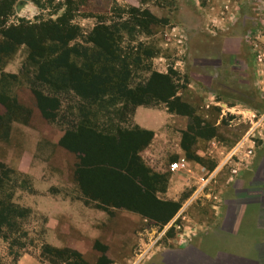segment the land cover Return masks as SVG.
Returning a JSON list of instances; mask_svg holds the SVG:
<instances>
[{
    "label": "rangeland",
    "instance_id": "374dc122",
    "mask_svg": "<svg viewBox=\"0 0 264 264\" xmlns=\"http://www.w3.org/2000/svg\"><path fill=\"white\" fill-rule=\"evenodd\" d=\"M63 15L69 18L65 31L74 38L63 43L46 41L44 59L32 60L31 48L13 41L25 31L33 36L41 28L38 24L56 22ZM39 64L51 74V80L58 81L60 89L35 78ZM92 74L97 82L88 86ZM87 87L91 88L85 92ZM33 89L57 100L51 122L59 130L77 133L80 126H88L108 135L124 132L116 127L122 118L120 107L134 102L135 106L160 107L183 116L182 126L187 122L189 126L181 136L187 157L192 156L194 135L214 137L205 149L217 156L218 163H205L210 179L199 186L206 193L193 195L200 181L191 182L193 191L184 200L193 195L185 213L191 208L192 217L206 220L209 231L217 230L220 225L214 220L223 211H211L207 204L221 206L224 190L234 183L230 178L239 173L231 169L229 175L226 160L235 150L227 154L230 146L222 142L243 137L253 142L246 166L250 159L254 164L258 155L264 156V0H0V104L4 100L9 110L17 112L13 106L18 100L29 109L36 104ZM173 132L175 135L156 139L149 152H144L142 168L153 175L168 174L167 167L176 158L174 148L178 149L179 135ZM0 166V264H17L23 254L52 264L43 247L46 217L19 204L31 192L29 181ZM188 169L190 172H176L193 174L192 167ZM144 183L157 191L167 181L164 177ZM221 187L223 195L217 190ZM163 211L172 214L174 207L166 204L149 210L152 214ZM169 222L151 228L159 233L164 229L159 241L154 240L141 253L137 245L134 258L126 264H150L148 250L153 246V250L157 245L178 248L179 242H174L177 227ZM204 229L202 225L198 236L206 234ZM97 244L100 255L112 262L107 246ZM53 262L81 264L71 254L54 257ZM166 262L175 264L173 258Z\"/></svg>",
    "mask_w": 264,
    "mask_h": 264
},
{
    "label": "crops",
    "instance_id": "0c3cea01",
    "mask_svg": "<svg viewBox=\"0 0 264 264\" xmlns=\"http://www.w3.org/2000/svg\"><path fill=\"white\" fill-rule=\"evenodd\" d=\"M33 104L28 106L30 115L26 121L12 119L8 122L4 120L7 111L0 104V165L29 181L31 192L19 204L46 217L43 243L54 249L74 250L90 264L96 263L101 256L95 243L107 246L113 259L110 264H126L128 259L134 258L136 251L145 252V248L154 240L155 243L164 231L159 233L151 229L164 226L163 218L161 214L159 218H151L137 210L139 206L134 201L139 197H135V190L140 193L142 187L132 176L123 170L121 177L111 175L108 169L118 167L123 162L122 156L110 154L101 160L88 158L87 164L82 165L79 157L85 155L64 143L63 137L68 129L56 128L42 115L37 104ZM120 114V125L116 127L127 132L137 130L151 134L148 146L138 152L141 158H144V152H149L156 139L169 133L175 135L172 131L176 130L179 136L175 145L178 149L174 148L176 158L173 161L184 159L193 170V174H186L167 169L168 174L160 175L166 177L164 189L151 191L152 204L163 206L167 202L174 205V212L168 221L177 227L174 242H179V247L166 249L157 245L153 250V246L148 250L149 257H152L150 264H166V258H173L175 264H203L204 259L206 264H264V156L258 155L254 164L251 159L247 166V163L244 164L253 142L245 137L238 138L236 142L234 140V143L222 142L230 146L227 154L235 150L226 160L229 162V175L231 169L239 173L230 178L234 182L231 187L217 189L221 195L224 190L225 198L221 206L217 202L207 204L211 206V211L212 208L223 211L220 219L214 220L220 227L209 231L206 220L201 222L198 217H192L194 212L191 208L185 213V206L191 196L206 193L200 190L198 177L208 171L205 163L211 166L218 163L217 156L205 149L214 137L194 135L190 149L192 156L187 157L181 145V136L189 126L188 122L186 127L182 126L183 116L173 115L164 108L135 106L133 103L122 105ZM191 182H198L194 193L190 192ZM191 193L193 195L189 200H184L185 195ZM214 193L218 194L216 190ZM105 194L110 198L116 195L115 201L120 205L102 202L99 197ZM202 225L206 234L201 237L198 233ZM192 230H195V235H191ZM136 246L138 250H135ZM17 264L49 263L23 254Z\"/></svg>",
    "mask_w": 264,
    "mask_h": 264
},
{
    "label": "trees",
    "instance_id": "16d2710c",
    "mask_svg": "<svg viewBox=\"0 0 264 264\" xmlns=\"http://www.w3.org/2000/svg\"><path fill=\"white\" fill-rule=\"evenodd\" d=\"M66 16L67 15H63L60 18H58L56 22H50V24H47L46 22L40 23L38 25H40L41 28H39V30H35L33 36H30L31 34L30 31L28 32L25 31L21 34V38L19 40L17 41L13 40V41L18 42V44L24 43L28 45V47L31 48L30 58L32 60L44 59L46 41L63 43L67 39L71 40L74 38L73 34H71L68 31H65V27L68 24L67 22L69 20V18H67ZM34 27L36 28L35 25ZM14 37L15 36H13L12 39H14ZM42 66H43L42 64H39V73L35 75L36 76L35 78L40 82L42 81L46 83L47 85L49 84L57 89H60V85L57 83L58 81L51 80L52 78V76H50L51 74H48V73L46 74V69L41 68ZM66 69L69 70L70 72V67L67 66ZM40 74H46V75H40ZM70 74H69L70 79L74 81V88L78 90L77 86H75V79H73V77ZM39 75L40 77H38ZM66 81H69V80L66 79ZM61 82L64 84L65 81L64 82L61 81ZM86 82L88 86H92L96 84L97 78L93 77V74H92V76H89ZM89 88L91 87H87L85 89V92ZM33 94L35 96L36 104L38 108L41 110L42 115L46 119L52 121L56 117L55 110L58 108L57 100L53 97L42 94V92L39 90L33 89ZM3 101H2V104L4 105ZM132 103L134 104V102ZM13 104H16V102L14 101ZM135 104H136V101H135ZM4 107L7 109L6 110L7 113L5 114L7 121H10L12 119L19 120V121H26L30 115V110L22 106L21 104L18 105V102H17L16 107L13 106V108H17V112L15 109L9 110V106L4 105ZM12 111L13 113H10ZM16 113H17V117H14ZM1 121H2V118L0 117V122ZM80 127L81 128L79 129V131H77V133H75L76 131H72V130L66 131L63 139L65 140L64 143L65 144L67 143L72 150H74L75 152H79L82 155H85V156L79 157L82 165L87 164L86 161L88 160V158H91L92 160L93 157H96L101 160V159H105L110 154L111 155L114 154V157L121 155L123 162L120 165H117L118 167H115L114 169H108L109 171H111V175L121 177L122 176L121 170H123L126 172V174H129L130 177L132 176L135 182H139L142 187L141 192L138 193V189L135 190V197H139V198L134 201V204L136 206H139L137 210L141 212L142 214L151 216V218L153 217L159 218L158 215L161 214V218H163L161 221H163V223L165 224L170 219L173 213L168 214L163 211V213L158 212V213L152 214L149 212V210L153 212V210H155V208H157L158 205L152 204L151 191H153V189H151V187H149L148 184L144 183L147 179L148 180L150 179V182H151L152 179H161L164 177L160 175L149 174L150 171H148L145 167L144 168L141 167V158L138 155V152L140 151V147L145 146L149 143L151 139V134L148 132H140V131L134 130L130 132L118 131L115 135H108V134L96 131L93 128L88 127V126H85V127L80 126ZM68 136L72 137L71 140L67 139ZM143 136H146L144 140L142 139ZM104 165H106V163H104ZM106 169L107 168H105V170ZM148 193H150L149 197H148ZM99 198L101 199L102 202L120 205L118 202L115 201V199L117 198L116 195H113L110 198V195L105 194V195H101ZM166 204L172 205L170 203L165 202L163 206H165ZM159 207H161L162 209V206H158V208ZM94 246L95 248L99 247L97 243H95ZM43 247L45 248V253L49 256L48 260L52 264H54L53 262L54 257L62 256L64 254L73 255L75 258H78L81 264H90L86 260H84L78 252L74 250L54 249L47 245H44ZM110 263L111 262L109 260H106L104 256H100L98 260L96 261V263L94 264H110Z\"/></svg>",
    "mask_w": 264,
    "mask_h": 264
},
{
    "label": "built area",
    "instance_id": "2783aa9c",
    "mask_svg": "<svg viewBox=\"0 0 264 264\" xmlns=\"http://www.w3.org/2000/svg\"><path fill=\"white\" fill-rule=\"evenodd\" d=\"M168 169L170 172H176V171L190 172L186 164V161L184 159H179V160L169 163ZM209 179L210 178H208V171H205V174L199 177L201 187L204 186L208 182Z\"/></svg>",
    "mask_w": 264,
    "mask_h": 264
}]
</instances>
